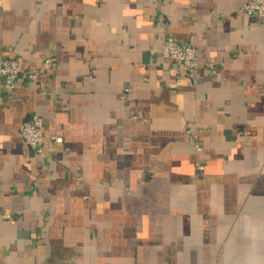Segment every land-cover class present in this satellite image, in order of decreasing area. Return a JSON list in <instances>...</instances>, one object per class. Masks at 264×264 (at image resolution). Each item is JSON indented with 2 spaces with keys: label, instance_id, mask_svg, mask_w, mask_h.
<instances>
[{
  "label": "crops",
  "instance_id": "crops-1",
  "mask_svg": "<svg viewBox=\"0 0 264 264\" xmlns=\"http://www.w3.org/2000/svg\"><path fill=\"white\" fill-rule=\"evenodd\" d=\"M245 1L0 0V60L20 61L15 94L0 83V264H264V22ZM165 34L196 46L198 81ZM33 113L64 137L44 155L20 134Z\"/></svg>",
  "mask_w": 264,
  "mask_h": 264
},
{
  "label": "built area",
  "instance_id": "built-area-1",
  "mask_svg": "<svg viewBox=\"0 0 264 264\" xmlns=\"http://www.w3.org/2000/svg\"><path fill=\"white\" fill-rule=\"evenodd\" d=\"M242 9L248 15L258 16L264 22V0H246ZM163 58L171 61L178 74L186 75L194 81H198L202 76L203 68L198 58L196 46L192 42L179 41L172 34H165L162 37V46L159 52ZM44 63L48 66H55L57 62L52 56H46ZM213 67V64H210ZM41 74V70L36 68L29 73L31 79H36ZM20 75V61L16 56L8 55L0 60V83L4 86V92L8 97H12L17 89V82ZM132 91V86L128 85L124 89V96ZM20 134L26 143L40 155L45 154L48 146L61 144L64 137L61 134H52L50 138L45 136L44 118L33 113L20 124ZM188 140L201 150L199 143V128L197 125H190L187 129ZM197 170H205L203 163L197 164Z\"/></svg>",
  "mask_w": 264,
  "mask_h": 264
}]
</instances>
